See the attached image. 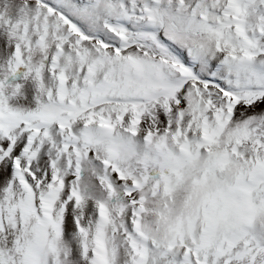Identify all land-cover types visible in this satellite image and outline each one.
Segmentation results:
<instances>
[{
    "label": "snow or ice",
    "instance_id": "snow-or-ice-1",
    "mask_svg": "<svg viewBox=\"0 0 264 264\" xmlns=\"http://www.w3.org/2000/svg\"><path fill=\"white\" fill-rule=\"evenodd\" d=\"M0 264H264V0H0Z\"/></svg>",
    "mask_w": 264,
    "mask_h": 264
}]
</instances>
